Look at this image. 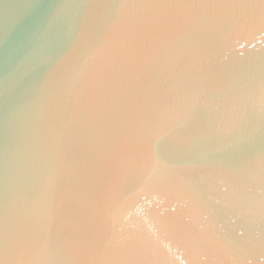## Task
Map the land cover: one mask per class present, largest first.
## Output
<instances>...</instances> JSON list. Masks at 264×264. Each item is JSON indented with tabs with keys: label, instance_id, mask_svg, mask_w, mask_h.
Wrapping results in <instances>:
<instances>
[{
	"label": "water",
	"instance_id": "1",
	"mask_svg": "<svg viewBox=\"0 0 264 264\" xmlns=\"http://www.w3.org/2000/svg\"><path fill=\"white\" fill-rule=\"evenodd\" d=\"M0 264H264V0H0Z\"/></svg>",
	"mask_w": 264,
	"mask_h": 264
}]
</instances>
